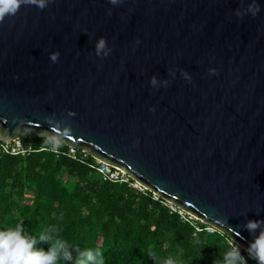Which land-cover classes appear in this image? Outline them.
Segmentation results:
<instances>
[{"label":"water","instance_id":"obj_1","mask_svg":"<svg viewBox=\"0 0 264 264\" xmlns=\"http://www.w3.org/2000/svg\"><path fill=\"white\" fill-rule=\"evenodd\" d=\"M248 2L20 4L0 19V140L55 136L247 250L264 229L245 227L264 221V0Z\"/></svg>","mask_w":264,"mask_h":264},{"label":"trees","instance_id":"obj_2","mask_svg":"<svg viewBox=\"0 0 264 264\" xmlns=\"http://www.w3.org/2000/svg\"><path fill=\"white\" fill-rule=\"evenodd\" d=\"M20 140L33 150L12 155L0 140V229L21 224L38 235L53 225V235L76 245H70L74 258L80 249L99 247L104 264H162L169 256L174 264H213L230 246L228 235L135 188L134 179L104 181L89 154L78 150L74 158L69 146L58 144L55 151L42 137ZM34 247L46 250L48 242L37 240Z\"/></svg>","mask_w":264,"mask_h":264},{"label":"clouds","instance_id":"obj_3","mask_svg":"<svg viewBox=\"0 0 264 264\" xmlns=\"http://www.w3.org/2000/svg\"><path fill=\"white\" fill-rule=\"evenodd\" d=\"M113 5L120 2V0H109ZM22 3L35 4L36 6L43 8L48 4V0H0V19L5 14L14 13L18 6ZM259 3L257 0H249L247 4L248 12L255 15L259 10ZM111 10L109 9V12ZM240 15L239 12L236 13ZM136 42H139V38H136ZM94 51L97 56H107L111 51V48L107 46L106 38L100 36L94 45ZM59 56V51L55 50L49 53V58L55 62ZM169 74L175 76V69H168ZM209 73H215V67H208ZM180 73L187 80H191L190 73L184 69H180ZM149 83L151 85H157L158 78L155 74L149 77ZM159 83L162 85L168 84L167 78H161ZM71 115L75 113L69 111ZM45 143L57 146L60 140L51 135L45 136ZM260 223L264 221H258L255 219H249L245 223L250 231L259 227ZM58 228L53 225H49L45 230L41 231L38 235H30L23 231L21 224H17L15 227H9L0 229V264H55L56 261H72L73 264H104V256L99 247L96 248H83L78 251L77 256L74 258L72 255L71 247L76 245L70 244L65 239L59 236L53 235V232H57ZM239 234V233H237ZM37 240L47 241L48 247L45 250L42 247H34ZM229 247L221 253V258L214 260L213 264H247V261L243 255H241L239 247L234 244L233 240L229 241ZM249 256L257 261V264H264V229H261L259 234L248 246ZM151 254V253H150ZM162 264H174L171 256L165 258Z\"/></svg>","mask_w":264,"mask_h":264},{"label":"built area","instance_id":"obj_4","mask_svg":"<svg viewBox=\"0 0 264 264\" xmlns=\"http://www.w3.org/2000/svg\"><path fill=\"white\" fill-rule=\"evenodd\" d=\"M4 150L9 153V154H12V155H25V154H28L29 152H31L33 149L32 147H28V148H25L21 142V140H16V141H13L11 143H5L4 145ZM54 150L56 151L57 150V146L54 147ZM78 149L76 148H73V147H69V153L71 156H73L75 158L76 156V153H77ZM83 152V151H82ZM84 155H88L87 153L83 152ZM98 165L96 167V170L97 172L101 175L102 179L104 181H111V182H119V183H122V182H129V177L127 176V174L105 162H101V161H98ZM136 184H138L137 182H135ZM133 184V186L135 188L136 187V184ZM138 189H141L142 187L140 185H138ZM180 214H184V211L180 210L179 211ZM189 218L191 219V217L189 216ZM212 230V229H210ZM234 244H236L234 242ZM237 245V244H236ZM240 249V252H241V255H243L246 259V261L249 260H252L253 258L249 256V253L246 249H243L241 246L237 245Z\"/></svg>","mask_w":264,"mask_h":264},{"label":"rangeland","instance_id":"obj_5","mask_svg":"<svg viewBox=\"0 0 264 264\" xmlns=\"http://www.w3.org/2000/svg\"><path fill=\"white\" fill-rule=\"evenodd\" d=\"M136 184V183H135ZM138 185H140V183H138V184H136V187L138 188L139 186ZM141 186V185H140ZM142 187V186H141ZM28 196H31L32 197V194H29ZM169 203V202H168ZM171 204V203H170ZM172 205V204H171ZM191 218H194V219H196V217L195 216H193V215H191V214H188Z\"/></svg>","mask_w":264,"mask_h":264}]
</instances>
